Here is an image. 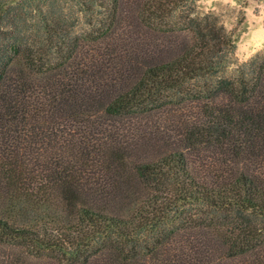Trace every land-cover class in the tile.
<instances>
[{
	"label": "trees",
	"instance_id": "obj_1",
	"mask_svg": "<svg viewBox=\"0 0 264 264\" xmlns=\"http://www.w3.org/2000/svg\"><path fill=\"white\" fill-rule=\"evenodd\" d=\"M195 0H0V264H264V55Z\"/></svg>",
	"mask_w": 264,
	"mask_h": 264
},
{
	"label": "rangeland",
	"instance_id": "obj_2",
	"mask_svg": "<svg viewBox=\"0 0 264 264\" xmlns=\"http://www.w3.org/2000/svg\"><path fill=\"white\" fill-rule=\"evenodd\" d=\"M197 13L210 14L234 35L236 52L228 69L264 55V0H195Z\"/></svg>",
	"mask_w": 264,
	"mask_h": 264
}]
</instances>
